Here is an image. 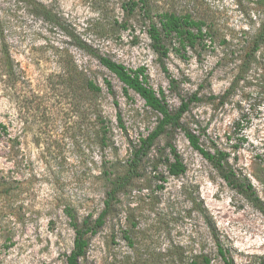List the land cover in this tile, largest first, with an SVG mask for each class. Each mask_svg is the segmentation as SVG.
Here are the masks:
<instances>
[{
    "label": "rangeland",
    "instance_id": "obj_1",
    "mask_svg": "<svg viewBox=\"0 0 264 264\" xmlns=\"http://www.w3.org/2000/svg\"><path fill=\"white\" fill-rule=\"evenodd\" d=\"M33 1L59 24L24 0H0V264H65L74 239L68 213L79 224L94 221L107 178L125 173L133 146L156 125L158 114L133 91L125 95L77 41L127 69L142 68L171 111L199 98L181 124L203 148L228 152L238 178L264 204V45L256 62L243 66L264 21L257 0H151L154 13L189 15L205 25L194 47L164 39L167 74L151 49L147 21L138 10L124 12L123 0ZM231 87L223 103L211 99ZM167 140L186 166L179 177L167 173ZM139 172L88 238L79 264H187L202 256L223 264L217 244L234 264H264L263 215L181 129L155 141Z\"/></svg>",
    "mask_w": 264,
    "mask_h": 264
},
{
    "label": "trees",
    "instance_id": "obj_2",
    "mask_svg": "<svg viewBox=\"0 0 264 264\" xmlns=\"http://www.w3.org/2000/svg\"><path fill=\"white\" fill-rule=\"evenodd\" d=\"M31 7L34 14L42 16L46 21L58 25L57 16L46 8L43 4L33 0H24ZM264 8V0H257ZM121 9L129 15H132L136 10L140 11L141 16L147 21V34L151 41V49L157 55L162 70L167 74V69L164 64V59L168 55V49L165 46V38H175L181 49L186 47H194L197 41L203 40L206 36L204 32V23L200 20H194L189 15H177L172 12L154 13V7L151 0H123ZM158 19V23L153 21V18ZM114 25L126 28L122 23L114 21ZM77 45L83 49L88 55L97 59L102 67L113 74L123 85V92L127 95L131 90L136 93L145 103V106L158 114L157 122L154 129L146 136L140 137L138 144L133 146L130 157L127 161V167L123 175H118L113 178H107L109 189L106 192V198L103 202L104 208L94 221L90 218L84 219L80 224L74 216L69 212L70 225L74 230L73 246L69 254L66 256L65 264H79L80 258L85 255L88 238L95 235L105 223V220L111 214L112 207L117 201L120 193L130 186L133 179L140 176V167L144 159L148 156L150 150L155 144V141L163 135L168 134V130L181 129L187 139L190 147L197 151L217 172L219 177L233 190L243 195L253 207H255L264 217V204L255 194L252 184L247 180H240L229 162V153L215 149L213 151L203 148L200 144L199 137L192 131L186 129L181 124V118L188 111L192 102L200 101L196 96L191 97L186 102H183L180 107L171 111L164 100V94L160 90L157 94L147 83V77L144 75L142 68L131 70L127 69L122 64H119L106 56L98 54L94 49L85 43L78 42ZM251 50L247 54L248 60L244 61L243 66H249L252 62H256L255 55L260 47L264 45V21L255 35L251 44ZM251 58V59H250ZM248 68V67H247ZM173 81V80H171ZM86 87L95 92L101 91L100 87L96 86L91 81H86ZM105 85L109 94L113 95L112 85L109 81H105ZM262 94L264 95V82L261 85ZM232 87L229 88L221 96H213L211 99H219L223 103L228 97ZM239 127V123L236 124ZM166 147L169 150L170 159H166L167 173L171 177H179L186 172V166L177 152L175 146L169 141H166ZM237 147V146H236ZM108 176L107 172L104 173ZM162 188V186H161ZM217 253L220 256L223 264H234L233 260L227 256L219 244H217ZM201 262L192 260L187 264H209L210 259L202 256Z\"/></svg>",
    "mask_w": 264,
    "mask_h": 264
}]
</instances>
